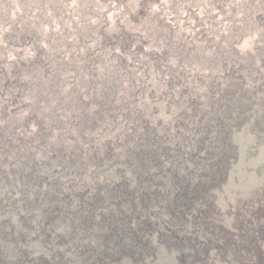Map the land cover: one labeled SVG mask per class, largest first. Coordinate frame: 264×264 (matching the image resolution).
<instances>
[{
  "label": "rangeland",
  "instance_id": "374dc122",
  "mask_svg": "<svg viewBox=\"0 0 264 264\" xmlns=\"http://www.w3.org/2000/svg\"><path fill=\"white\" fill-rule=\"evenodd\" d=\"M123 34L125 46L106 40ZM230 82L250 111L262 110L232 131L235 153L204 206L219 231L215 257L195 262L264 264V0H0V222L24 215L11 211L21 192L6 169L11 157L24 152L40 175L88 187L103 178L89 145L115 140L138 111L166 143L189 147L179 170L196 173L204 150L193 136L198 117L184 123L185 112L194 99V109L218 114L213 97ZM84 115L100 120L90 136ZM46 183L54 186L47 176L38 199ZM33 199L23 210L36 220ZM156 231L142 261L111 264H187L191 248ZM25 232L26 246L45 252V232Z\"/></svg>",
  "mask_w": 264,
  "mask_h": 264
},
{
  "label": "trees",
  "instance_id": "16d2710c",
  "mask_svg": "<svg viewBox=\"0 0 264 264\" xmlns=\"http://www.w3.org/2000/svg\"><path fill=\"white\" fill-rule=\"evenodd\" d=\"M106 40L122 46L129 44L126 34L107 36ZM224 88L213 97L219 103L218 114L214 106L212 112L210 108L194 109L192 99V108L186 110L187 119L182 121L190 124L193 116L198 117L192 126L193 136L200 140L198 148L204 150V159L196 173L183 174L179 170L180 164L182 167L188 160L189 147L166 143L163 139L167 137L156 135L139 111L115 140L105 139L95 147L89 145L92 147L89 158L97 159V172L103 178L94 177L88 187L76 186L74 180L62 184L50 172L40 175L34 159L24 152V158L11 157V165L6 168L12 170L10 181L21 187L20 197L13 201L11 211L22 210L24 215L17 223L0 222V243L10 247V252L0 249V264H111L125 256L142 261L151 247V233L156 229L161 238L192 249L187 253V264H199L196 258H202L201 261L214 258L219 231L205 215V202L210 200L212 187L221 182L219 169L228 168L232 161L235 151L231 136L235 126L246 114L259 115L262 110L250 111V99H244L248 95L243 97L241 89L234 90L231 82ZM105 109L103 102L101 114ZM84 120L88 128L86 135L90 136L100 120L86 115ZM220 130L228 133L229 138L221 135ZM224 138L226 143L220 147L217 141L223 143ZM68 166L78 172L71 163ZM47 176L54 186L44 184L43 198L38 199L41 182ZM52 190H55L53 195L49 192ZM32 196V202L41 209L36 220L23 210ZM159 216L164 217L158 219ZM59 224L62 227L57 231ZM32 228L45 232L47 242L43 253L36 254L35 249L33 252L24 243L25 231Z\"/></svg>",
  "mask_w": 264,
  "mask_h": 264
}]
</instances>
